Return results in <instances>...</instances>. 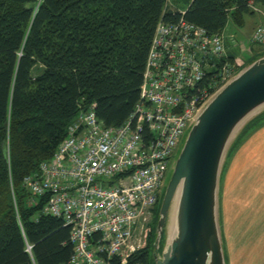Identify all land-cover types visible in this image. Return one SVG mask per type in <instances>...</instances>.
Returning <instances> with one entry per match:
<instances>
[{"label":"trees","instance_id":"trees-1","mask_svg":"<svg viewBox=\"0 0 264 264\" xmlns=\"http://www.w3.org/2000/svg\"><path fill=\"white\" fill-rule=\"evenodd\" d=\"M256 6L264 9V0H0V264L70 261L71 228L44 213L49 195H34L25 179L39 175L82 110L95 104L108 127L128 120L160 20L177 21L186 8L188 21L218 34L230 21L243 27ZM236 56L230 51L227 60ZM263 124L264 111L238 135L221 181L244 139ZM162 196L148 243L129 264H154Z\"/></svg>","mask_w":264,"mask_h":264},{"label":"built area","instance_id":"built-area-1","mask_svg":"<svg viewBox=\"0 0 264 264\" xmlns=\"http://www.w3.org/2000/svg\"><path fill=\"white\" fill-rule=\"evenodd\" d=\"M170 0H167V5ZM162 18L148 55L141 100L119 127L106 126L95 104L82 110L37 176L25 179L44 213L71 228L68 264H129L146 246L167 174L200 110L241 68L227 60L223 33ZM251 44L264 49V26ZM244 49H246L244 47ZM149 230V229H148Z\"/></svg>","mask_w":264,"mask_h":264},{"label":"water","instance_id":"water-1","mask_svg":"<svg viewBox=\"0 0 264 264\" xmlns=\"http://www.w3.org/2000/svg\"><path fill=\"white\" fill-rule=\"evenodd\" d=\"M262 108L264 51L217 91L188 127L163 188L154 264H228L220 222L222 173L232 144Z\"/></svg>","mask_w":264,"mask_h":264},{"label":"crops","instance_id":"crops-1","mask_svg":"<svg viewBox=\"0 0 264 264\" xmlns=\"http://www.w3.org/2000/svg\"><path fill=\"white\" fill-rule=\"evenodd\" d=\"M255 8L260 13L253 14L254 31L264 26L263 8ZM233 36L226 40L228 51L233 43H242V39ZM222 186L221 213L228 264H255L258 259V264H264V124L244 139L226 166Z\"/></svg>","mask_w":264,"mask_h":264},{"label":"rangeland","instance_id":"rangeland-1","mask_svg":"<svg viewBox=\"0 0 264 264\" xmlns=\"http://www.w3.org/2000/svg\"><path fill=\"white\" fill-rule=\"evenodd\" d=\"M171 1H173V0H171ZM173 9V8H172ZM175 9V8H174ZM186 8H182V9H179V10H185ZM262 9V8H261ZM253 10H254V13H256V12H259L258 10L259 9H257V8H253ZM262 10H264V9H262ZM260 13V12H259ZM255 25H256V19H254V16H253V14H248L247 16H246V23H245V25L243 26V27H238V26H236L233 22H229L228 23V25H227V27H226V30H225V33H226V35L229 37L230 35L232 36V35H236V37L238 38V39H242V42H243V44L242 43H233L234 45H231L230 46V50L231 51H236V53H237V56H236V58L235 59H237L238 58V60L240 61L239 62V64L241 65V67H244L248 62H249V59L251 58V57H253L256 53H260L259 52V47L258 46H255V45H253V44H251L250 43V40H251V36L253 35V31H254V27H255ZM233 36V37H234ZM232 37V38H233ZM226 38V37H225ZM234 39V38H233ZM244 44L246 45V46H248L249 48L247 49H244ZM228 48V47H227ZM230 50L228 51V49H227V52H230ZM264 111V108H262V110H261V112H259V113H262ZM258 113V114H259ZM188 134V133H187ZM187 136V135H186ZM185 139L186 138H184L183 140H182V142H181V144H180V146H179V148H178V151H177V153L174 155V157H173V159H172V162H171V165H170V170H171V167H172V165H173V163L175 162V160L177 159V157H178V155H179V152H180V150H181V148H182V146H183V144H184V142H185ZM227 160V159H226ZM225 163H226V161H225ZM171 173H172V171H170ZM171 173H170V176H171ZM167 181H169V180H167ZM222 184H223V180L221 181V190H220V209H221V203H222V198H223V194H222V192H223V186H222ZM221 194H222V196H221ZM224 200V199H223ZM220 215H221V218H220V222H221V231H222V236H223V240H224V229H223V219H222V213L220 212ZM172 218L170 217V219H169V222H168V227H167V236H168V239H169V237L171 236L170 235V228H171V225H172ZM152 222H153V220H151V222H150V226H149V230L147 229V237H146V245H147V243H148V239H149V236H150V234H151V231H152ZM225 244V243H224ZM258 262H259V259H258V261L255 263V264H258Z\"/></svg>","mask_w":264,"mask_h":264},{"label":"bare ground","instance_id":"bare-ground-1","mask_svg":"<svg viewBox=\"0 0 264 264\" xmlns=\"http://www.w3.org/2000/svg\"><path fill=\"white\" fill-rule=\"evenodd\" d=\"M158 209V208H157ZM156 216V215H155ZM156 219V218H155ZM171 231H173V225H172V229H171ZM173 233V232H172Z\"/></svg>","mask_w":264,"mask_h":264}]
</instances>
